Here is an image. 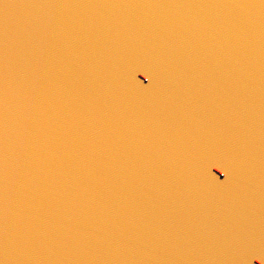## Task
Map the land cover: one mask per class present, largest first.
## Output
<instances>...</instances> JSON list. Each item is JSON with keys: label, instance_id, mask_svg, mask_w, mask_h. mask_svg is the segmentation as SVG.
Masks as SVG:
<instances>
[{"label": "water", "instance_id": "water-1", "mask_svg": "<svg viewBox=\"0 0 264 264\" xmlns=\"http://www.w3.org/2000/svg\"><path fill=\"white\" fill-rule=\"evenodd\" d=\"M0 264H264V0H0Z\"/></svg>", "mask_w": 264, "mask_h": 264}]
</instances>
